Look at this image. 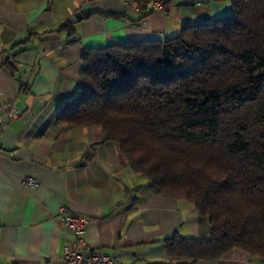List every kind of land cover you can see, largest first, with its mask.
Segmentation results:
<instances>
[{"label": "crops", "instance_id": "obj_1", "mask_svg": "<svg viewBox=\"0 0 264 264\" xmlns=\"http://www.w3.org/2000/svg\"><path fill=\"white\" fill-rule=\"evenodd\" d=\"M149 0H0V109L19 114L0 125V264H69L61 255L72 233L64 212L88 218L87 246L118 264H162L174 232L206 239L211 224L191 202L153 193L100 124L67 125L63 106L82 88L81 54L117 41L162 38L187 24L227 14L229 0H167L161 10L125 12ZM98 9L70 21L82 6ZM146 15V24L138 25ZM70 27H61L63 23ZM31 176L33 184L23 179ZM189 264H264L231 248Z\"/></svg>", "mask_w": 264, "mask_h": 264}, {"label": "trees", "instance_id": "obj_2", "mask_svg": "<svg viewBox=\"0 0 264 264\" xmlns=\"http://www.w3.org/2000/svg\"><path fill=\"white\" fill-rule=\"evenodd\" d=\"M229 3L228 14L172 36L85 49L83 86L58 114L100 124L153 193L207 218L206 239H163L162 264L231 248L264 260V0Z\"/></svg>", "mask_w": 264, "mask_h": 264}, {"label": "built area", "instance_id": "obj_3", "mask_svg": "<svg viewBox=\"0 0 264 264\" xmlns=\"http://www.w3.org/2000/svg\"><path fill=\"white\" fill-rule=\"evenodd\" d=\"M200 2L201 0H196ZM167 0H149L142 5H133L131 2H124V9L126 13L131 11H140L147 14L152 11L161 10ZM146 24V15L140 18L138 25L143 26ZM2 88L0 86V94ZM19 114V109L13 101H9L4 108L0 109V125L7 122L12 117ZM24 183L33 184L36 179L27 176L23 179ZM60 217L64 226L72 233L73 238L66 240L62 247V258L69 264H118L117 255L109 253L101 248H92L86 245L83 232L87 228L88 218L81 213L64 212Z\"/></svg>", "mask_w": 264, "mask_h": 264}, {"label": "water", "instance_id": "obj_4", "mask_svg": "<svg viewBox=\"0 0 264 264\" xmlns=\"http://www.w3.org/2000/svg\"><path fill=\"white\" fill-rule=\"evenodd\" d=\"M97 9L98 7L95 4L82 6L72 14L70 21L81 19L82 17L87 16L88 14H90L93 11H96Z\"/></svg>", "mask_w": 264, "mask_h": 264}, {"label": "rangeland", "instance_id": "obj_5", "mask_svg": "<svg viewBox=\"0 0 264 264\" xmlns=\"http://www.w3.org/2000/svg\"><path fill=\"white\" fill-rule=\"evenodd\" d=\"M229 12H230V11H229ZM229 12H228V13H229ZM228 13H227V14H228Z\"/></svg>", "mask_w": 264, "mask_h": 264}]
</instances>
